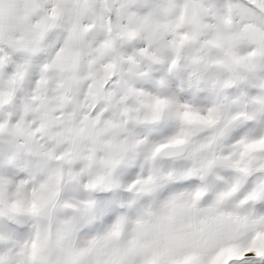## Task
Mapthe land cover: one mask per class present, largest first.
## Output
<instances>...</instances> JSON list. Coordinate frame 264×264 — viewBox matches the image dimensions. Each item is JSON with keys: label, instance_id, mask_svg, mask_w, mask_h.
<instances>
[{"label": "rangeland", "instance_id": "rangeland-1", "mask_svg": "<svg viewBox=\"0 0 264 264\" xmlns=\"http://www.w3.org/2000/svg\"><path fill=\"white\" fill-rule=\"evenodd\" d=\"M0 264H264V0H0Z\"/></svg>", "mask_w": 264, "mask_h": 264}]
</instances>
